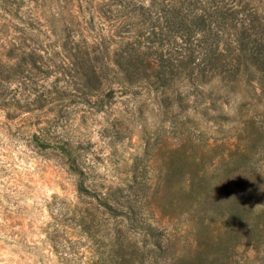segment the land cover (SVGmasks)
<instances>
[{
  "label": "rangeland",
  "instance_id": "obj_1",
  "mask_svg": "<svg viewBox=\"0 0 264 264\" xmlns=\"http://www.w3.org/2000/svg\"><path fill=\"white\" fill-rule=\"evenodd\" d=\"M108 2L0 0V264H155L148 224L176 264H264V76L88 95L75 47L112 78L142 29ZM47 89L68 97L26 101Z\"/></svg>",
  "mask_w": 264,
  "mask_h": 264
},
{
  "label": "trees",
  "instance_id": "obj_2",
  "mask_svg": "<svg viewBox=\"0 0 264 264\" xmlns=\"http://www.w3.org/2000/svg\"><path fill=\"white\" fill-rule=\"evenodd\" d=\"M104 6L113 20L142 29H130L125 35L117 31V69L112 78L99 63L96 47H75L71 76L79 77L88 95L115 82L122 87L150 83L166 88L187 81L199 87L214 78L222 88L237 91L244 90L246 74L258 81L264 76L262 0H109ZM65 91L56 89L55 95L50 89L38 91L26 101L44 109L68 97ZM1 100L0 104H13L7 97ZM15 106L22 104L17 100ZM133 218L144 222L140 212L134 211ZM146 230L157 238L150 250L153 263L176 264L167 238L158 236L162 232L152 224Z\"/></svg>",
  "mask_w": 264,
  "mask_h": 264
}]
</instances>
